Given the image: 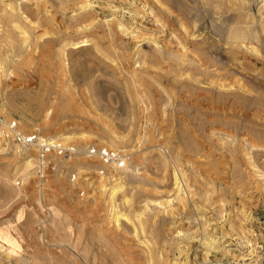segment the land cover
I'll use <instances>...</instances> for the list:
<instances>
[{
    "label": "rangeland",
    "instance_id": "374dc122",
    "mask_svg": "<svg viewBox=\"0 0 264 264\" xmlns=\"http://www.w3.org/2000/svg\"><path fill=\"white\" fill-rule=\"evenodd\" d=\"M0 115L76 148L42 160L0 120V264L264 241V0H0Z\"/></svg>",
    "mask_w": 264,
    "mask_h": 264
},
{
    "label": "built area",
    "instance_id": "2783aa9c",
    "mask_svg": "<svg viewBox=\"0 0 264 264\" xmlns=\"http://www.w3.org/2000/svg\"><path fill=\"white\" fill-rule=\"evenodd\" d=\"M0 120L4 125L3 132L6 136L14 138L22 144L35 145L42 160L52 152L70 157L76 151L74 145H65L58 140L41 137L37 133L23 132L15 119H6L0 115ZM90 152L99 155L105 162H115L119 165L125 163L122 154L114 149L93 147ZM247 239L239 247L232 246L228 252L215 259L212 264H264V241L254 237ZM227 245L229 246V244Z\"/></svg>",
    "mask_w": 264,
    "mask_h": 264
}]
</instances>
